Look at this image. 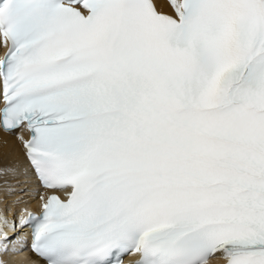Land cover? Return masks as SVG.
<instances>
[{"label": "snow or ice", "instance_id": "snow-or-ice-1", "mask_svg": "<svg viewBox=\"0 0 264 264\" xmlns=\"http://www.w3.org/2000/svg\"><path fill=\"white\" fill-rule=\"evenodd\" d=\"M169 6L0 0V126L31 133L48 191L21 226L47 264H264V0ZM19 175L0 164V201Z\"/></svg>", "mask_w": 264, "mask_h": 264}, {"label": "bare ground", "instance_id": "bare-ground-1", "mask_svg": "<svg viewBox=\"0 0 264 264\" xmlns=\"http://www.w3.org/2000/svg\"><path fill=\"white\" fill-rule=\"evenodd\" d=\"M158 3L162 6V10L168 12L170 14H174L172 9L169 6V0H158ZM6 44L3 42L2 36H0V48H4ZM17 133L23 136L26 140L28 139V134L23 129H17L16 132H6L4 129L0 127V164L11 163L18 165L21 170V175L18 177H7V179H17L19 183L16 184V187L26 188L23 192L17 191L13 195L7 196L4 200L0 201V211H3L9 218L11 217V213L14 210H18L20 208H25L27 210H35L36 203L34 202V197L31 196V193H40L33 185L32 178L26 173H23V169L26 168V159H25V149L22 141L17 139ZM5 179V177H0V181ZM3 185L0 184V196H3ZM17 196L21 197L19 203H15ZM2 227V226H0ZM21 223H17L16 234L21 229ZM19 236V234H17ZM15 239V238H14ZM23 253V252H22ZM15 253H5L0 252V261H3L4 264H16L12 261L14 256H18ZM14 255V256H13ZM224 260V257L218 256L209 260L208 264H219Z\"/></svg>", "mask_w": 264, "mask_h": 264}, {"label": "rangeland", "instance_id": "rangeland-1", "mask_svg": "<svg viewBox=\"0 0 264 264\" xmlns=\"http://www.w3.org/2000/svg\"><path fill=\"white\" fill-rule=\"evenodd\" d=\"M22 189H25V190H27L25 187H24V188H22Z\"/></svg>", "mask_w": 264, "mask_h": 264}]
</instances>
